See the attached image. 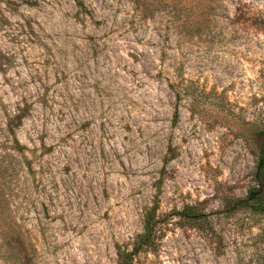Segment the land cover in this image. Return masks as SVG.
Segmentation results:
<instances>
[{"label": "rangeland", "instance_id": "1", "mask_svg": "<svg viewBox=\"0 0 264 264\" xmlns=\"http://www.w3.org/2000/svg\"><path fill=\"white\" fill-rule=\"evenodd\" d=\"M263 140L264 0H0V264H264Z\"/></svg>", "mask_w": 264, "mask_h": 264}, {"label": "trees", "instance_id": "2", "mask_svg": "<svg viewBox=\"0 0 264 264\" xmlns=\"http://www.w3.org/2000/svg\"><path fill=\"white\" fill-rule=\"evenodd\" d=\"M11 131L13 132V130ZM258 155L259 157L255 172V180L257 183L250 188L245 197L235 199L234 208L250 210L253 213L260 214L264 217V140L260 143ZM157 208L158 205L156 204L146 212L144 217L145 231L139 234L135 244V249L131 252L120 251L119 255L122 259V264H132L133 256L141 251L144 246L150 245L158 224L156 220ZM177 214L182 218L195 221L197 223H199V220L203 219L205 216V214L199 213L192 205H185L182 210L177 212Z\"/></svg>", "mask_w": 264, "mask_h": 264}]
</instances>
